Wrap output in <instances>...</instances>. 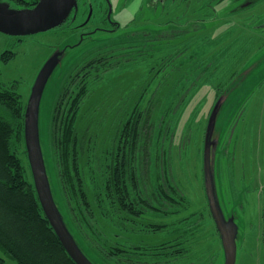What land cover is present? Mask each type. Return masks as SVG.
<instances>
[{"label":"trees","instance_id":"trees-1","mask_svg":"<svg viewBox=\"0 0 264 264\" xmlns=\"http://www.w3.org/2000/svg\"><path fill=\"white\" fill-rule=\"evenodd\" d=\"M4 1L24 9L35 7L40 0ZM189 10L184 8V12ZM83 14L77 0V6L60 26L68 21L72 25ZM166 23L169 30L164 35L150 33L146 27L135 29L125 39V45L104 48L79 65L65 81L52 115L50 138L67 207L65 223L85 253V249L89 254V251L98 252L111 263L171 264L174 261V238L159 244L119 243L114 241L115 236L106 238L101 225L103 221L116 220L123 231L129 225L133 233H158L168 227V222H149L144 216L150 212L171 215L178 207L179 197L184 200L180 184L173 176L166 175L165 166L163 173H156L155 177L151 169V144L171 139L166 131V116H153L162 105V86H154L156 78L166 73L164 87L169 92L173 85L179 86V100L171 103L173 107L167 109L170 113L183 104L205 77L216 90L224 91L222 80L231 79L239 72V63L255 46L253 40L248 44L241 39L228 45L229 48H221L220 57L219 53L212 54L211 61L206 63L202 58L183 60L180 58L196 39L192 33L197 27L192 25L197 22L188 21L182 29L174 22ZM161 40L166 42L165 49L154 45ZM16 55L11 50L0 53V76L1 64ZM152 61V76L137 91L131 110H119L104 125L107 114L98 113L97 108L108 99L91 101L93 85L120 65L132 63L135 67ZM17 83L0 80V264H6L7 259L19 264H78L45 213L32 171V180L28 175L21 154L24 146L28 157V104H23ZM28 164L31 169L29 157Z\"/></svg>","mask_w":264,"mask_h":264},{"label":"rangeland","instance_id":"rangeland-1","mask_svg":"<svg viewBox=\"0 0 264 264\" xmlns=\"http://www.w3.org/2000/svg\"><path fill=\"white\" fill-rule=\"evenodd\" d=\"M93 1L101 3L104 13L101 14V10L98 9L97 17H94L86 29L74 26L83 21L84 14L72 25L68 21L62 26L25 35L22 38L0 32V53L6 50L17 52L10 61L1 64L0 80L18 82L17 91L22 95L24 105L28 104L31 93L40 86L35 114L38 145L51 195L63 218L67 217V207L62 195L50 133L54 107L69 75L100 50L115 49L125 45V39L133 31V28L125 26L138 14L139 18L132 24L140 25L148 22L145 27L150 33L168 31L169 25L166 22L178 23L179 28L182 29L186 22L204 16L203 12L196 11L200 6L195 2L187 12H184L185 5L180 8L172 6L165 9L163 16L152 17L148 15L149 10L139 12V2L131 5L133 8L130 6L122 9V5H125L122 0ZM213 6L218 7L216 17L214 15L207 25L205 23L192 25L197 27V30L192 33L196 39L188 46L186 54L180 59L202 58L206 63L211 61L212 54L219 53L218 57H220L221 48L226 46L229 48L230 44L241 39L251 44V35L260 31L254 30L253 27L264 19V0L236 13L230 9L236 6L233 0H224L218 5L213 3ZM224 6L227 8L219 9ZM0 7L6 10L13 8L12 6L4 7L1 3ZM106 14L111 19L115 18L121 22L119 31L94 30L101 16ZM123 33L125 36H121ZM210 33H212L211 37ZM259 35L262 38V42L258 44L260 48L229 80L224 91L216 90L211 85L210 79L205 77L189 93L179 108L167 113L170 105L173 107L171 103L179 100L177 94L179 86L173 85L172 91L169 92L164 87L166 73L163 72L156 78L154 86L158 87L159 84L162 86V105L155 110L153 116L154 118L166 116L168 125L166 131L171 139L151 144L149 148L152 152L151 169L155 177L156 173H163L165 166L166 175L173 176L180 184L182 192L189 193L193 202L189 212L196 211V214L186 224H178V226L174 223L175 218L172 217H175L174 214L160 215L155 212L146 214L143 218L145 221L168 222V227L158 233H133L129 225L126 231H123L116 220L114 223L103 221L101 225L105 237L115 236L114 241L119 243L127 241L130 244H159L175 238L176 233L186 235L196 233L198 241L205 240L204 244L197 246V253L206 254L200 262L198 260L195 264H227L225 254L219 257L221 242L215 232V226L207 223L206 218H202V210L208 206L205 179L210 178L215 202L225 226L233 232L234 236H237L238 227L241 225L239 237L245 240L249 238L250 223L261 216L264 208V31L261 30ZM154 45L163 46L162 49H165L166 42L161 40ZM152 66L153 61L142 62L135 67L132 63L127 66L120 65L107 72L102 80L93 85L91 101L105 102L104 100L108 99V102L97 108L98 113L107 114L103 120L104 125L108 124L110 118L112 119L119 110H131L137 91L145 86L152 76ZM178 77L173 80V84ZM149 97L148 94L145 98L146 103ZM21 152L28 175L32 180L24 146L21 147ZM233 160H235V187L238 190L222 191L219 181L220 177L222 178L220 168L226 163L231 164ZM245 186L249 187L248 192L243 190ZM227 187H229L228 183ZM203 226L204 230L200 232ZM117 234L120 236L117 237ZM258 237L260 243L258 241L259 244H257L258 247L261 245L262 251V230ZM254 250L248 247L243 250L241 257L237 249L235 264H264V254ZM85 251L92 264L114 263L106 261L98 252L89 251V254L87 249ZM6 264L19 263L13 259H7Z\"/></svg>","mask_w":264,"mask_h":264},{"label":"flooded vegetation","instance_id":"flooded-vegetation-1","mask_svg":"<svg viewBox=\"0 0 264 264\" xmlns=\"http://www.w3.org/2000/svg\"><path fill=\"white\" fill-rule=\"evenodd\" d=\"M115 1H117V0H115ZM222 1H224V0H122L123 4H125V5H122V9H123V7H130L135 2H139V4H140V6L138 5L139 12L143 13V12H145V10H149L148 15L154 17L155 15L163 16L165 8H167L166 5L169 8H171L172 6H173V8H180L182 5H185V8L190 9L191 6H193V2H195L196 5L200 6V8L196 11L201 12V13L203 12L204 16L199 17L194 21L193 20H190V21L192 23H196V22L198 24L205 23V25H207L210 22V20L213 19L214 15L216 17V10L218 9V7L213 6V3H215V4L217 3V5H218ZM233 1L236 4V6L235 7L233 6L230 9L233 13H236V12H240V11L245 10V9H249L250 7H253V5L255 6V4L256 5L259 4V2L261 0H233ZM78 2H79L80 11H82V13L85 14V18L83 19V21L81 23L75 24L74 25L75 28L86 29L87 27H89V25L93 21L94 17H97V12H99L98 9L101 10V14L104 13L101 3H99V4H98V2L95 3L93 0H78ZM199 2H200V4H199ZM224 8H227V6H224L223 8H219V9L221 10ZM91 9H92V14L88 20V16H89ZM85 11H86V13H85ZM107 13H108V10H107ZM139 16L140 15L138 14L134 18L129 20V22L126 24L125 27L133 28V31L135 29H142L141 27H145L146 26L145 24L148 22L140 24L141 26L132 24L135 20H137L139 18ZM148 18H150V17H148ZM175 25H176V27L180 26V24H178V23H175ZM120 27H121V22H118V20H116L115 18L111 19L110 16L106 14V15L101 16L100 21L98 23H96V25L94 26V28H95L94 30L115 32V31H119ZM253 28H254V30H256V29L260 30V31H257L256 34L251 35L253 37L252 38L253 45L255 44V46L251 48L250 53L247 56V58L246 59L244 58L241 60V62L239 63V66H238V71L241 70L242 66L243 67L245 66L247 61L260 48V45H258V44H260L262 42V38L260 37L259 34H260L261 30L264 31V19L260 23H258V25H254ZM133 31H131L129 33V35H131ZM157 34L158 35H164L165 32H161V33L158 32ZM211 34L212 33H210V37H211ZM220 35H218V37H220ZM121 36H125L124 33ZM18 37H24V36H18ZM229 80L230 79H228V78L222 80V85L224 86V89H225L227 83L229 82ZM211 85H213L212 81H211ZM254 162H255V160L253 161V163ZM234 169H235V160H233V162L231 164L226 163L224 166H222L220 168V173L222 174V178L220 177L219 181H220V185H221L220 187H221L222 191L226 190V189L227 190L232 189L233 191L238 190V188L235 187ZM222 171H223V173H222ZM220 173H219V175H220ZM227 183H228L229 187H227ZM247 186L243 187L244 188L243 190L248 192L250 189ZM183 193L185 195L184 200H182L179 197L178 207L173 212L175 217L172 216L173 219L175 218L174 223L177 226H178V224H186L188 222V220L193 215L196 214V211H194L193 213L189 212V209L191 208L192 203H193L191 198H190L189 193L188 192H183ZM206 197H207L206 199H207V203H208L207 205L208 206L206 208L207 211L205 208L202 210V218H206L207 223H212L215 226V229H216L215 232L218 234V237H219L220 242H221V251H220L219 257H222L223 254H225L222 232L219 229L217 218L212 211L211 204H210L209 198L207 196V192H206ZM204 225H205V223H204ZM237 227H238V225H237ZM240 228H241V225H239V227H238L239 231H238L237 236H234V234L232 232V235L234 237L236 247L239 250L240 256L242 257L243 250L247 249L248 247L255 249L254 250L255 252L258 250L259 253L264 254V208H263V212H262L261 216L254 219L253 221H251L250 228H249L250 232L248 233V236H249L248 239L245 240V239H241L239 237V233L241 231ZM226 229H228V228L226 227ZM203 230H204V226L199 231L201 232ZM261 230L263 231L262 251H261V245L258 247V244L260 243V241H259L260 239L258 236L260 235ZM196 237H197L196 233H194L192 235L191 234L186 235V234H182V233H179V234L176 233L175 238H174V245H175V251L176 252L174 255L173 263H176V264H195L198 260H199V262L201 261V259L204 257V255L206 253L199 255V253H197L196 248L198 245L200 246V245L204 244L205 240L198 241V239ZM258 241H259V243H258ZM210 264H212V263H210Z\"/></svg>","mask_w":264,"mask_h":264},{"label":"water","instance_id":"water-1","mask_svg":"<svg viewBox=\"0 0 264 264\" xmlns=\"http://www.w3.org/2000/svg\"><path fill=\"white\" fill-rule=\"evenodd\" d=\"M0 3L4 7H11L7 2L0 1ZM76 6L77 0H40L33 8L16 9L13 7L12 10H6L0 7V32L13 36H25L51 30L60 26ZM91 14L92 9L90 10L88 20ZM39 93L40 86L31 93L26 114V143L33 179L45 213L68 253L78 264H92L70 233L50 192L44 162L39 150L36 129L35 114ZM205 185L212 211L217 218L219 229L222 232L227 264H235L237 247L234 237L232 232L226 229L219 214L210 178L208 180L207 178L205 179Z\"/></svg>","mask_w":264,"mask_h":264}]
</instances>
